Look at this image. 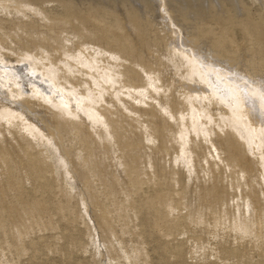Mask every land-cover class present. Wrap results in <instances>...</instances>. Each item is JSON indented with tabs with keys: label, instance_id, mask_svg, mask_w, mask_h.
Instances as JSON below:
<instances>
[{
	"label": "rangeland",
	"instance_id": "rangeland-1",
	"mask_svg": "<svg viewBox=\"0 0 264 264\" xmlns=\"http://www.w3.org/2000/svg\"><path fill=\"white\" fill-rule=\"evenodd\" d=\"M3 3L10 5L0 7V54L13 64L19 60L17 67L35 62L42 71L48 70V65L67 71L61 62L66 61L62 51L87 45L89 52L99 50L106 56V52L117 51L129 60L142 61L147 68L162 69L163 65L167 75L163 80L170 82L171 76L181 80L183 89L187 84L195 86L191 79L175 76L184 67L180 62L184 60L181 55L173 56V50H184L197 59L198 67L203 68L200 72L206 73L201 75L222 78V83L232 84L230 87L250 102L256 101L258 111L263 107V121L253 125H264V100L258 94L264 96V0ZM169 33L173 35L170 38ZM28 53L42 59L23 60ZM69 59L72 69L81 67ZM124 65L128 67V61ZM134 70L136 82L144 84V72L138 66ZM31 72H27L29 78L33 77ZM77 77L81 82L84 75ZM196 77L197 87L204 88ZM62 81L58 83L68 87ZM23 83L28 92V81ZM38 83L49 90L45 83ZM246 87L256 90V98ZM77 89H84V85ZM6 93L0 95L3 103L21 110L40 130L35 137L20 120L0 118V264H264V180L260 178L264 174L260 166L264 135L258 137L261 144L256 139L252 144L242 126L227 123L215 111L217 105L202 108L205 104L201 101V113L192 109L198 112L195 122L183 96L165 86L149 89L148 96L153 98L145 97L146 102L125 96L126 109L110 95V89L103 93L110 103L100 104L107 102L118 110L120 124L114 121V114L109 124L104 118V124L92 122L82 112V118L67 114L62 118L58 110L30 92L27 99L25 95L16 98L20 101ZM167 101L166 106L177 114L171 116L160 104ZM153 106L156 114H147ZM182 107L185 110L180 118L177 111ZM183 131L187 141L182 146ZM253 173L259 176V183L246 185Z\"/></svg>",
	"mask_w": 264,
	"mask_h": 264
},
{
	"label": "bare ground",
	"instance_id": "bare-ground-1",
	"mask_svg": "<svg viewBox=\"0 0 264 264\" xmlns=\"http://www.w3.org/2000/svg\"><path fill=\"white\" fill-rule=\"evenodd\" d=\"M4 1H10V0H0V7L3 6L4 4L6 3H3ZM12 2V1H11ZM18 2V1H16ZM161 2V1H160ZM13 3V2H12ZM21 3V2H20ZM162 3V2H161ZM9 4V3H7ZM6 4V5H7ZM22 4V3H21ZM26 4V3H25ZM32 4V3H31ZM29 4V5H31ZM160 4V3H159ZM163 4V3H162ZM10 5V4H9ZM13 5H15L13 3ZM35 5V4H34ZM5 6V5H4ZM16 6V5H15ZM18 6V5H17ZM16 6V8H17ZM23 8L26 7L25 5H21ZM20 7V6H19ZM164 7V6H162ZM6 8V6H5ZM23 8H21L23 10ZM1 9V8H0ZM8 9V8H7ZM10 9V7H9ZM8 9V10H9ZM5 10V9H4ZM16 10V9H15ZM18 10V9H17ZM1 11V10H0ZM27 11V10H25ZM31 11V9H30ZM164 11V10H163ZM5 12V11H4ZM10 12V11H9ZM12 12V10H11ZM10 12V13H11ZM166 12V11H165ZM13 13H16L17 12H12ZM168 13V12H167ZM166 13V14H167ZM1 14V13H0ZM5 14V13H4ZM15 14V15H16ZM19 14V13H18ZM17 14V16H18ZM162 14V13H161ZM9 15V14H8ZM7 15V17H8ZM23 15V14H21ZM25 15V14H24ZM29 15V14H28ZM165 15V14H164ZM2 18H5L3 17V15H1ZM6 16V15H5ZM10 17H12V15H9ZM14 16V15H13ZM166 16V15H165ZM6 17V18H7ZM9 17V19H10ZM21 17V16H20ZM19 17V18H20ZM167 17V16H166ZM169 17V16H168ZM26 18V17H25ZM164 18V17H163ZM12 19V18H11ZM14 19V18H13ZM16 19V17H15ZM23 19V17L21 18V20ZM18 20V19H17ZM20 20V19H19ZM24 20V19H23ZM134 20V19H133ZM162 20V19H161ZM170 20V19H169ZM175 21V20H174ZM138 22V21H137ZM154 23V22H153ZM164 23V22H163ZM170 23L171 22H167ZM173 23V22H172ZM141 23H139L140 25ZM175 24V23H174ZM146 25V24H145ZM172 25V24H171ZM179 25V24H178ZM137 26V25H136ZM156 26V25H155ZM147 27V26H146ZM166 27V25H165ZM171 27V26H170ZM156 28V27H155ZM162 28V27H161ZM160 28V29H161ZM172 28V27H171ZM177 28V27H175ZM174 28V30H175ZM148 29V27H147ZM171 30V29H170ZM178 30V28H177ZM161 31V30H160ZM163 31L164 28H163ZM168 32V31H167ZM157 33V31H156ZM163 33V32H161ZM160 33V34H161ZM171 33V32H170ZM168 34L169 38H170V35L172 34ZM176 33V32H175ZM165 34H166V31H165ZM178 34V33H177ZM158 35H159V31H158ZM158 35H155V36H158ZM173 36V35H172ZM171 36V37H172ZM175 36V35H174ZM185 36V35H184ZM155 38V37H154ZM159 38H160V35H159ZM172 38H175V37H172ZM171 38V39H172ZM178 38V37H177ZM180 38V36H179ZM43 39V37H42ZM158 39V38H157ZM168 39V38H167ZM167 39H165L167 41ZM48 41V40H47ZM55 41V40H54ZM156 41V40H155ZM159 41V40H158ZM173 41V40H172ZM185 41V40H184ZM60 42V41H59ZM80 42V41H79ZM85 42V41H84ZM175 42V41H174ZM180 42V41H179ZM191 42V41H190ZM57 43V42H56ZM61 43V42H60ZM83 43V41H82ZM80 42V44H82ZM86 43V42H85ZM161 43V41H160ZM164 43V41H163ZM162 43V44H163ZM167 43V42H166ZM178 43V42H177ZM79 44V43H78ZM79 44V45H80ZM168 44V43H167ZM179 44V43H178ZM187 44V43H186ZM52 45V44H51ZM77 45V46H79ZM165 45V44H163ZM173 45V44H172ZM192 45V44H191ZM56 46V45H55ZM75 46V45H74ZM76 46V47H77ZM82 46V45H81ZM85 46V45H84ZM87 46V45H86ZM85 46L84 47H80L79 49H70V51L72 52H69L68 50H61L63 53H64V57H66V61H61L62 64L64 66H66V68L68 69L67 71L66 70H58L59 68H54V66H50L48 65L50 68L48 70H45V71H42L39 69V67L36 65L35 62H30L29 64H27V67H17L15 66L16 64H21L18 61L15 62V64H13L14 62H12L10 59L5 61L4 58L2 57V55L0 54V95H2V93L4 95H6V91L8 92V94L13 98V99H16V98H19L21 96H26V99H27V96H28V92H30L31 96L33 97H37V99H39L42 103L46 104L47 106H51V107H54L56 110H58L57 114H59L62 118L63 115L67 114L68 116L69 115H74L75 117L76 116H79V112H82L84 113L85 117L89 118V120H93L92 122H99L101 124H104L103 123V118H104V122H105V119L108 120V124L110 122L109 119H111V115L114 114L115 116V122H117L118 124H120L119 120H118V116H120V113L117 112L118 110H114V108H112V106H108L110 103V101L106 100L103 98V93L105 92H108V90L110 89L111 90V93L110 95H114L115 98L117 99V102L119 103V105H121V107L123 108H127L126 106L123 105V98L126 96V97H129V99H136L135 102H138V103H142V102H146L144 100L145 97L147 98H153L151 96H148V91L149 89H152V90H158L160 89L161 87H167L170 91L172 90V93L176 92L177 94L179 95H182L184 100L190 105L191 108H189V114H190V117L193 118V121L195 120L196 122V114H198V112H194L192 109H196L197 111H201L202 109L200 105H198V102H203L205 105H203L202 108H206L208 105H217L218 107L215 109V111H217V114L220 115L221 117H225V119L227 120L226 122H231V123H234L236 125H239V126H242L244 131H245V134L246 136L248 137V140L253 144L254 142L252 140L256 139V143H260L261 144V141L259 140L258 137H260V135H264V125L261 127V125L258 126V128H256L255 125H253L254 122H262L263 119L261 117V109L263 108L262 105L264 104H260V111H258V108L256 106V104L254 102L256 101H251L248 100V98L246 99L244 96H242V94L240 95L237 91L234 90V88H231L233 87V85H227L225 83H222L221 82V79L219 78V80L216 78L215 80L210 79V77L212 76H203L201 75L203 72V70H201L202 72H200V69H203L201 66V68L198 67V63L196 62L197 59L196 58H193L191 57L190 54H188V51H184V50H179V49H175L173 50V56H177V55H181V58L184 60V62L181 60V65H184V67H182L181 69V72H175V76L176 77H186V79H191V81L193 83H191L189 81V83L191 84H195L194 85H186L183 87L182 89V83L181 78H178L179 81H176L175 78L172 76L170 77L171 78V81H167L165 78L166 81L163 80V77H167L165 71H166V67L162 65V69L160 71V69H156L155 67L154 68H151V66L149 68L145 67V65L143 66L142 65V61L139 62L138 60H129L127 58H125L124 56L120 55L117 51L115 52H106V56L104 55H101V52L99 50H95V49H92V46L90 47L93 50V52H89L87 50V47ZM167 46V45H166ZM169 46V45H168ZM171 46V45H170ZM63 48V46H61ZM179 47V46H178ZM182 46H180L181 48ZM188 47V46H187ZM7 48V47H6ZM12 48V47H11ZM52 48V47H50ZM56 48V47H55ZM58 48V47H57ZM75 48V47H74ZM90 48H88L90 50ZM94 48V47H93ZM172 48V47H171ZM176 48V47H174ZM173 49V48H172ZM182 49V48H181ZM185 49V47H184ZM189 49V48H188ZM187 49V50H188ZM209 49V48H208ZM8 50V49H7ZM10 51L13 49H9ZM23 50V49H22ZM22 50H21V53H22ZM54 50V49H53ZM60 50V48H59ZM167 50V49H166ZM169 50V49H168ZM192 50V48H191ZM45 51V50H44ZM171 51V49H170ZM14 52H16L14 50ZM20 52V51H18ZM16 53V54H19V53ZM48 52V51H47ZM166 52V51H165ZM191 51L189 50V53ZM26 53V52H25ZM45 53V52H44ZM68 53H71V54H68ZM118 53V56L116 55ZM152 53V52H151ZM172 53V51H171ZM193 53V52H191ZM6 54V53H5ZM15 54V53H14ZM24 54V53H23ZM49 54V53H48ZM136 54V53H135ZM162 54V53H160ZM167 54V52L165 53ZM25 59L23 60H27L28 58H35L37 59L36 57H33L34 55H31V54H25ZM62 55V54H61ZM168 55V54H167ZM193 55V54H192ZM199 55V54H198ZM213 55V54H212ZM21 57V55H19ZM18 56V57H19ZM24 56V55H23ZM36 56V54H35ZM47 55H45L46 57ZM63 56V55H62ZM172 56V54H171ZM139 58H141L140 56H138ZM157 57V56H156ZM160 57V56H159ZM17 58V57H16ZM67 58H70L71 60H75L76 63H78V65L80 64L81 67H75V69H72L71 68V65L70 63L68 62ZM113 59V60H119V62H112L110 59ZM137 58V57H136ZM138 58V59H139ZM174 58V57H173ZM200 58V57H199ZM217 58V57H216ZM215 58V59H216ZM18 59V58H17ZM34 59V60H35ZM42 57H40L39 59L37 60H41ZM45 59V58H44ZM69 59V60H70ZM160 59V58H158ZM172 58H169L168 57V60H171ZM196 59V61L194 60ZM201 59V58H200ZM205 59V58H204ZM208 60V58H206ZM212 59V58H211ZM157 61V58L155 59ZM161 60V59H160ZM176 60V59H175ZM54 61V60H53ZM60 61V60H58ZM124 61H128V67L127 65H124ZM144 61V59H143ZM52 62V61H51ZM51 62L47 63V64H51ZM145 62V61H144ZM149 62V61H148ZM161 62V61H159ZM164 62V61H163ZM161 62V63H163ZM202 62V61H201ZM40 63V62H39ZM43 63V62H42ZM204 63V62H203ZM210 63V61H209ZM54 64V63H53ZM132 64V65H130ZM144 64V63H143ZM147 64V63H146ZM160 64V63H159ZM165 64V63H164ZM168 65V63H166ZM43 65V64H41ZM57 65V64H56ZM73 65V64H72ZM157 65V64H156ZM209 65V64H208ZM44 66H46V64H44ZM135 66H138L139 67V70L143 71L144 74L146 75V79H144L146 82L144 84H141L139 85L138 84V80L136 82V80L134 79L136 74H135V70H134V67ZM148 66V65H147ZM160 66V65H159ZM207 66V65H206ZM210 66V65H209ZM221 66V64H220ZM168 67V66H167ZM174 67V66H173ZM177 69H178V65H176ZM175 67V68H176ZM212 67V66H211ZM231 67V66H230ZM236 67H239V66H236ZM235 67V68H236ZM43 68V67H42ZM47 68V67H46ZM62 68V67H61ZM60 68V69H61ZM158 68V67H157ZM214 68V67H213ZM168 69V68H167ZM171 68H169L168 70H170ZM176 69V70H177ZM205 69V68H204ZM209 69V67H208ZM206 69V70H208ZM238 69V68H236ZM240 69H242L240 67ZM35 71V72H31V71ZM180 70V68H179ZM210 70V69H209ZM213 70V69H212ZM249 70V69H247ZM31 72L33 77L32 78H29V75L27 74V72ZM178 71V70H177ZM216 71V70H215ZM224 71V69H223ZM244 71H246V69H244ZM78 73L79 75H72V73ZM165 74H164V73ZM207 72V71H206ZM220 72V71H219ZM227 72V70L225 71ZM231 72V71H230ZM229 72V74H231ZM248 72V71H247ZM246 72V73H247ZM250 72V71H249ZM34 73V74H33ZM39 73V75L37 77H34L35 74ZM153 73L155 74V76L153 75ZM168 73V71H167ZM208 73V72H207ZM218 72L216 71V74ZM245 73V72H244ZM242 73V74H244ZM206 74V73H204ZM223 74V72H222ZM225 74V73H224ZM223 74V76H224ZM227 74V73H226ZM233 74V73H232ZM251 74H252V71H251ZM31 75V76H32ZM72 75V76H71ZM83 76L84 75V78H82V81L80 82L78 77L77 76ZM166 75V76H164ZM241 75V74H239ZM248 75L250 76V74L248 73ZM256 75V74H255ZM254 75V76H255ZM30 76V77H31ZM194 76H198L196 78H198V80L200 79V83H204L206 86L205 87H208L207 90L209 89V92H206V90L203 88V87H197V81H194L193 78ZM219 76H220V73H219ZM218 76V77H219ZM233 76V75H232ZM259 78H260V75L258 74ZM72 77V78H71ZM221 77V76H220ZM244 77V76H243ZM246 77V76H245ZM253 76L251 75V78ZM47 80L49 84H47L44 79ZM233 78H237V76H233ZM247 78V77H246ZM250 78V79H251ZM263 78V77H262ZM36 79V80H35ZM59 79L63 80L64 82L68 83V87H67V84L66 85H62L60 83H58ZM78 79V80H77ZM81 79V77H80ZM168 79V78H167ZM177 79V78H176ZM185 79V78H184ZM243 79V78H242ZM256 79V77H255ZM224 80H228V79H224ZM234 80V79H233ZM257 80V79H256ZM263 80V79H261ZM28 81L29 83V88H28V92L27 90L26 93L24 91V89L22 88V83ZM39 81H41V83H45L48 87V91L44 90L40 84L38 83ZM62 81V82H63ZM92 81V84L93 86L91 85V82ZM101 81V82H100ZM182 81H184L182 79ZM223 81V80H222ZM235 81V80H234ZM237 81V80H236ZM242 80H240L241 82ZM245 81V80H244ZM243 81V82H244ZM255 81V80H254ZM179 83V85H176V83ZM225 82V81H224ZM228 81H226L227 83ZM239 82V81H238ZM247 81H245L246 83ZM257 82V81H256ZM259 82V81H258ZM38 83V84H37ZM186 83V82H185ZM234 83V82H232ZM262 83V82H261ZM24 84V83H23ZM27 84V83H26ZM65 84V83H64ZM80 84H83L84 85V89H77L76 90V86L80 85ZM159 84V85H158ZM229 84V83H228ZM236 85V83H234ZM238 84V83H237ZM241 84V83H239ZM249 83L247 82V85ZM25 85V84H24ZM50 85V86H49ZM243 85V84H242ZM253 85V83L251 84ZM258 85V84H257ZM231 86V87H230ZM255 86V85H253ZM26 87V86H25ZM257 87V86H255ZM45 88V87H44ZM245 88V87H244ZM248 87H246L247 89ZM254 88V87H253ZM46 89V88H45ZM120 89V90H119ZM238 89V88H237ZM254 89H257V88H254ZM253 89V90H254ZM125 90V92L123 91ZM242 90V89H240ZM249 90V88H248ZM119 91V92H118ZM123 91V92H122ZM239 91V89H238ZM250 92L248 93H251L252 95H254V97L256 98L255 95H260V98L262 100H264V96H262V94H260L258 92V94H256V90H254L255 92L252 91V89L249 90ZM260 91V90H259ZM263 91V90H262ZM121 92V94H119ZM240 92V91H239ZM172 93L170 94L172 96ZM241 93V92H240ZM169 95V96H170ZM24 96V98H25ZM30 96V97H31ZM250 97V96H249ZM170 98V97H169ZM213 98H217V101L216 102H212V99ZM5 99V97H4ZM12 99V100H13ZM20 99V98H19ZM19 99H16L17 101ZM36 99V100H37ZM197 99H200L199 101ZM259 99V98H258ZM11 100V98H10ZM9 102V100H7ZM20 101V100H19ZM38 101V100H37ZM104 101H107L105 103V105H101L100 103ZM175 101V100H174ZM194 101H196L197 105L194 104ZM259 101V100H258ZM257 101V103H258ZM25 102V101H24ZM39 102V101H38ZM244 103H246L247 105V109L244 108ZM249 102V103H247ZM261 102V101H259ZM15 103V102H14ZM27 103V102H25ZM25 103H23L25 105ZM224 105V107L222 106V104ZM10 104V103H9ZM29 104V103H28ZM40 104V103H39ZM112 104V103H111ZM162 104L163 106H165L166 108L169 109L168 106H166L168 104V101L167 102H162L160 103ZM258 104V105H259ZM12 105V104H11ZM169 105V104H168ZM16 106V105H15ZM28 106V105H27ZM220 107H222L223 109H221ZM226 107V108H225ZM17 108V107H15ZM19 108V107H18ZM99 108H101V110H99ZM129 108V107H128ZM152 109L151 110H148L147 111V114H151V115H155L156 114V109L153 107H151ZM257 108V109H256ZM28 109V108H27ZM32 109V108H31ZM38 109V108H37ZM35 109V110H37ZM53 109V108H52ZM150 109V108H149ZM155 109V110H154ZM172 109V110H171ZM169 109V111L171 112V116L177 114L175 110H173V108ZM34 110V108H33ZM184 107H182V109L178 110L177 112L180 114V118H183V112H184ZM214 110V109H213ZM263 110V109H262ZM42 111V109L40 110ZM38 111V112H40ZM44 111V110H43ZM25 112V111H24ZM34 112V111H33ZM159 112V111H158ZM42 113V112H41ZM46 113V112H45ZM52 113V111H51ZM201 113V112H200ZM30 114V113H29ZM53 114V113H52ZM56 114V112H55ZM54 114V115H55ZM23 113L21 112V110H17V109H13V108H10L8 105H6V103H3V99L0 97V118H4L6 119L7 121H10L12 119H18L20 120V124L22 125V127L26 128V129H29V132L33 133L32 136H35L39 133V130L32 122H30L29 120H27V118L23 117L22 116ZM148 115V116H149ZM57 116V115H56ZM55 116V117H56ZM59 117V116H58ZM80 117V116H79ZM199 117V115H198ZM82 118V117H80ZM34 119V117L32 118ZM48 119V118H47ZM81 120V119H80ZM66 121V120H64ZM201 122H203L202 120H200ZM213 121V120H212ZM38 122V121H37ZM84 122V121H82ZM225 122V124H227ZM40 123V121H39ZM42 123V122H41ZM66 123H68L66 121ZM107 124V125H108ZM39 125V124H38ZM41 125V124H40ZM258 125V124H257ZM64 126V125H63ZM96 126V125H95ZM92 127H94V125H92ZM120 127V125H119ZM193 128L198 132L200 129L198 127V125L195 123H193ZM156 130H159L158 128H156ZM162 130V129H160ZM41 132V131H40ZM202 132L205 134V132H207L205 130V128L202 129ZM42 133V132H41ZM43 134V133H42ZM53 134V133H52ZM162 134V133H161ZM38 136V135H37ZM41 136V135H40ZM39 136V137H40ZM45 136V134H44ZM147 136H150V134H147ZM242 137V136H241ZM180 139H181V145L183 146V144H185V142L187 141V133L186 131H183V133L180 135ZM50 140V139H49ZM52 141V139H51ZM229 142V140H228ZM227 142V143H228ZM213 143V142H212ZM42 146V145H41ZM49 148H50V145H49ZM48 149V148H47ZM259 149V148H258ZM48 150H51V149H48ZM252 151V150H251ZM51 152V151H50ZM53 153V152H52ZM263 153H261L262 155ZM264 156V155H263ZM264 158V157H263ZM228 162L231 161L229 159H227ZM261 166V169L263 170V173H264V160L263 162L260 164ZM256 170V169H255ZM261 170V171H262ZM248 171H251L249 168H248ZM250 173V172H249ZM251 174V173H250ZM262 174V173H261ZM246 178L248 177L247 174H245ZM249 175V174H248ZM254 173H253V177L252 175H249V177L245 180L246 182V185H250L251 184H254L255 182V185L256 183H259L258 181V175H256L254 177ZM263 180H264V174L261 175ZM263 182V181H262ZM243 183V182H242ZM243 185V184H241ZM261 185V184H260ZM262 186V185H261ZM252 188V187H251ZM253 189V188H252Z\"/></svg>",
	"mask_w": 264,
	"mask_h": 264
}]
</instances>
